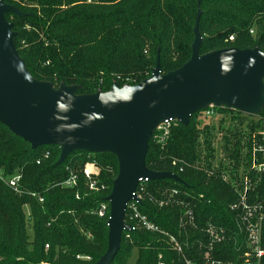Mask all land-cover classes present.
<instances>
[{"label":"trees","instance_id":"16d2710c","mask_svg":"<svg viewBox=\"0 0 264 264\" xmlns=\"http://www.w3.org/2000/svg\"><path fill=\"white\" fill-rule=\"evenodd\" d=\"M3 1L27 13H8L6 18L13 23L16 48L32 76L55 88L77 85L78 94L105 92L115 82L120 87L140 83L151 75L158 51L163 73L182 66L191 56L198 10L201 53L231 46L264 51V0ZM198 119L196 112L188 125H173L164 146L150 138L147 166L173 171L186 184L167 178L146 184L148 195L139 208L160 231L137 230L129 237L123 232L111 264H158L160 256L167 264H182L169 235L182 244L193 243L205 239L201 229L207 222H232L229 205L236 201V194L216 176L222 170L221 164L215 166L216 133L224 129L220 147L224 160L234 169L246 140L244 123L249 120L250 129L264 125V105L254 115L239 112L227 123L222 118L219 130L212 123L200 126ZM60 150L58 145L32 148L0 122V171L5 177L19 171L23 190L16 193L0 180V264H94L106 252L110 206L107 204L104 216L97 210L107 203L105 198L118 174L117 158L111 153L75 150L57 164ZM174 160H184L190 167L180 172ZM89 162L98 167V184L105 188H88L83 169ZM71 173L78 176L76 186L63 185ZM173 189L192 207L197 229L181 230L183 205L159 207L150 202V196ZM30 192H37L44 201L39 202ZM257 192L264 198V176ZM185 250L204 264L203 250L198 246ZM214 256L241 264L228 242L217 245Z\"/></svg>","mask_w":264,"mask_h":264},{"label":"water","instance_id":"95a60500","mask_svg":"<svg viewBox=\"0 0 264 264\" xmlns=\"http://www.w3.org/2000/svg\"><path fill=\"white\" fill-rule=\"evenodd\" d=\"M25 16L15 5L0 0V122L32 148L60 146L57 164L72 151L111 153L118 174L105 198L110 212L106 252L94 264H111L124 231L128 201L137 200L140 179L185 181L171 171L146 164L156 126L170 118L188 125L191 116L208 105H225L256 114L264 105V51L258 47H225L200 52L202 35L198 10L191 56L182 66L163 73L159 51L151 75L135 85L78 94L77 85L55 88L32 76L16 45V32L6 14Z\"/></svg>","mask_w":264,"mask_h":264},{"label":"built area","instance_id":"2783aa9c","mask_svg":"<svg viewBox=\"0 0 264 264\" xmlns=\"http://www.w3.org/2000/svg\"><path fill=\"white\" fill-rule=\"evenodd\" d=\"M229 39L232 40L233 36ZM198 112L199 117L201 116L209 120L218 119V121L225 118L227 123L230 117L232 118L241 111L225 105L216 106L211 104ZM241 114L254 115L243 112H241ZM178 122L180 121L176 118H170L160 122L151 136L155 143L164 146L170 136L172 126L176 125ZM250 124L251 122L249 120H246L244 123V129L247 130V133L246 140L243 144L244 147L241 152L240 163L237 164L234 169L230 168V162L223 158L224 155L220 145L218 147L219 152L215 159V166L219 168L221 164L220 167L222 168V170L217 172L216 176L223 182L228 183L232 192L236 194V201L229 205V210L234 215L233 220L232 222L229 220L227 224H217L212 221L207 222L201 229L205 239L198 238L193 243L185 241L183 242L184 244H182L177 237L169 235L170 243L173 249L179 254L182 264H199L186 253L185 248L190 247V245L198 246V249L203 250L204 264H233V261L223 262L214 256L216 246L225 242L230 243L234 251L238 253L241 264H262V259L264 257V198H262L257 191L264 176V125L261 124L250 129ZM177 163H180V165ZM173 164L178 167L180 172L190 167V164L184 160H174ZM232 165H234V163ZM208 173L212 174L213 171H208ZM83 174L90 190H98L100 187L105 188L104 185L99 186L98 184L97 176L99 174V169L95 163H86ZM77 179L78 176L75 173H71V176L63 182V185L68 187L76 186ZM0 180H4L16 193H22L23 190L20 188L21 173L19 171L7 177L0 171ZM149 181L151 180L148 178L140 179L135 192L138 199H132L127 203L125 222L131 227L130 230L124 231L127 232V237H129L130 232L137 230L160 231L159 227L155 225L147 215L143 214L139 208L142 200L148 195L146 192V184ZM30 195L36 197L39 202L44 201V197L37 192H30ZM149 200L159 207L169 204L183 205L185 210L180 218L181 230L187 233L188 230L197 229L194 211L189 204L179 198L177 189L171 191L163 190L160 196L155 197L152 195L149 197ZM107 204L109 206L107 202L101 204L98 208L97 213L100 216L105 215L108 208ZM26 207L28 208V206ZM28 213L29 211L27 214ZM46 248H48V245ZM80 258L90 259V257ZM158 264L167 263L162 260L160 256Z\"/></svg>","mask_w":264,"mask_h":264},{"label":"rangeland","instance_id":"374dc122","mask_svg":"<svg viewBox=\"0 0 264 264\" xmlns=\"http://www.w3.org/2000/svg\"><path fill=\"white\" fill-rule=\"evenodd\" d=\"M253 37H255V35ZM198 120L200 121V126L212 123V124H214L215 127H217V130H219V121H218V119H215V120L210 119L209 120V119H205L204 117L200 116ZM223 128H225V127H223ZM223 134H224V129H223V131H218L216 133V140H215V143H214L215 150H216V155L219 152L218 151L219 145L221 146V144H222V136H223ZM135 256H136V254H134V256H133L132 260L130 261V263L134 262Z\"/></svg>","mask_w":264,"mask_h":264}]
</instances>
